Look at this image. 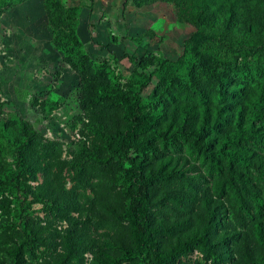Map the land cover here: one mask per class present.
I'll use <instances>...</instances> for the list:
<instances>
[{
	"label": "rangeland",
	"instance_id": "1",
	"mask_svg": "<svg viewBox=\"0 0 264 264\" xmlns=\"http://www.w3.org/2000/svg\"><path fill=\"white\" fill-rule=\"evenodd\" d=\"M123 3L0 0V264H148L123 216L124 161L105 149L135 93L155 244L210 228L207 252L168 264H253L240 246L264 221V0ZM238 124L260 136L235 137L237 163L222 152Z\"/></svg>",
	"mask_w": 264,
	"mask_h": 264
},
{
	"label": "trees",
	"instance_id": "2",
	"mask_svg": "<svg viewBox=\"0 0 264 264\" xmlns=\"http://www.w3.org/2000/svg\"><path fill=\"white\" fill-rule=\"evenodd\" d=\"M127 0H124L123 7L125 8ZM261 22L264 30V11L262 12ZM201 21L202 19H198ZM234 23L232 13H229L225 29L230 28ZM218 48L226 53L235 54L237 49L220 44ZM252 52H257L256 48L251 49ZM202 72L209 76V79H215V72L212 68L205 66L201 61ZM210 73V74H209ZM122 99V116L124 119V127L121 133L115 136H108L105 139V149L114 156L120 157L124 161L123 172L124 180L129 185V198L126 209L124 211V219L129 225L131 236V249L132 252L139 255H147L149 257L148 264H168L173 258L184 254L189 251L192 245H198L204 253L208 251L207 241L210 237V228L207 226L201 228L197 237L183 241L176 244L167 253L163 252L155 244L153 238L157 233V229L152 226L149 221L150 201L149 189L154 181V175H144L141 172L138 154L149 149V142L147 137H141L150 124L149 116L142 112V98L138 93H135L132 98ZM246 133L247 136H260L259 128L253 124H238L234 130V134L227 140L229 146L228 150L222 152L235 162H241L245 159V154L242 149L234 151L232 145L235 137H240L241 134ZM254 213L251 217L252 237L254 245L251 248L249 245H241L244 247V252L253 264L258 262L262 257L261 251L258 246L264 241V221L256 216ZM23 246V244H22ZM21 250V247H16ZM240 251L241 248H240ZM16 253V252H15ZM17 255V254H16ZM17 257V256H16ZM13 264H19L16 259H13Z\"/></svg>",
	"mask_w": 264,
	"mask_h": 264
}]
</instances>
